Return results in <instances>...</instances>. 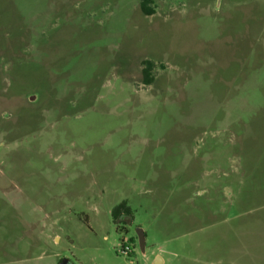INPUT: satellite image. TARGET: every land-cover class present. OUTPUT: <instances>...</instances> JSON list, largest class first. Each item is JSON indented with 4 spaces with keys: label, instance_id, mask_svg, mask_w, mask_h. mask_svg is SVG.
Wrapping results in <instances>:
<instances>
[{
    "label": "rangeland",
    "instance_id": "374dc122",
    "mask_svg": "<svg viewBox=\"0 0 264 264\" xmlns=\"http://www.w3.org/2000/svg\"><path fill=\"white\" fill-rule=\"evenodd\" d=\"M142 1L0 0V264H264V0Z\"/></svg>",
    "mask_w": 264,
    "mask_h": 264
},
{
    "label": "trees",
    "instance_id": "16d2710c",
    "mask_svg": "<svg viewBox=\"0 0 264 264\" xmlns=\"http://www.w3.org/2000/svg\"><path fill=\"white\" fill-rule=\"evenodd\" d=\"M151 0H143L141 3L142 11L146 15H152L153 9L150 7ZM154 64L150 61L145 62V67L143 69V76L145 84H151L154 81L152 69ZM130 208L125 202H122L120 205L116 206L112 211V216L114 219L119 220L122 215H130Z\"/></svg>",
    "mask_w": 264,
    "mask_h": 264
},
{
    "label": "water",
    "instance_id": "95a60500",
    "mask_svg": "<svg viewBox=\"0 0 264 264\" xmlns=\"http://www.w3.org/2000/svg\"><path fill=\"white\" fill-rule=\"evenodd\" d=\"M160 259V258H159Z\"/></svg>",
    "mask_w": 264,
    "mask_h": 264
}]
</instances>
